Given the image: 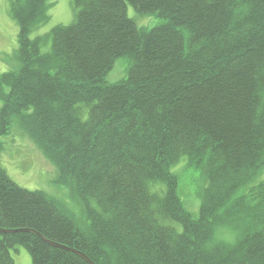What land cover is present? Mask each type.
<instances>
[{"label": "trees", "instance_id": "16d2710c", "mask_svg": "<svg viewBox=\"0 0 264 264\" xmlns=\"http://www.w3.org/2000/svg\"><path fill=\"white\" fill-rule=\"evenodd\" d=\"M45 1L9 10L18 67L0 73V138L17 120L86 227L0 167V229L94 264H264V0H72L70 25L30 39ZM127 5L160 22L138 27ZM118 59L126 76L108 84ZM182 158L205 174L196 217L170 171ZM15 246L31 264H88L31 232H0V264Z\"/></svg>", "mask_w": 264, "mask_h": 264}, {"label": "rangeland", "instance_id": "374dc122", "mask_svg": "<svg viewBox=\"0 0 264 264\" xmlns=\"http://www.w3.org/2000/svg\"><path fill=\"white\" fill-rule=\"evenodd\" d=\"M14 0H0V73L16 69V50L18 47V26L11 18L9 10ZM48 20L30 33V39L44 36L56 26L70 25L77 14L72 0H46ZM127 15L138 27L153 28L160 20L152 16H138L127 5ZM46 52L49 41L42 47ZM127 64L118 59L114 62L105 81L114 84L126 76ZM0 167L20 188L27 191H40L53 200L68 215H71L78 228L86 227L83 206L67 186L57 182V170L41 153L29 135L14 120L0 138ZM170 171L177 180V193L183 209L191 216H197L200 205V191L205 187V174L202 169L194 170L182 158ZM157 186V185H156ZM177 232L181 226L173 221H166ZM15 264H31V257L22 246L10 249Z\"/></svg>", "mask_w": 264, "mask_h": 264}, {"label": "water", "instance_id": "95a60500", "mask_svg": "<svg viewBox=\"0 0 264 264\" xmlns=\"http://www.w3.org/2000/svg\"><path fill=\"white\" fill-rule=\"evenodd\" d=\"M0 232H5V233H14V232H31L32 234L36 235L37 237H39L43 242H45L46 244L52 246V247H55V248H59V249H62V250H65V251H68L70 253H74L76 254L77 256H79L81 259H83L85 262H87L88 264H94L89 258H87L84 254L72 249V248H69V247H66V246H63V245H60V244H57L55 242H52L50 240H47L45 239L43 236H41L40 234H38L37 232H34L32 230H28V229H22V230H17V231H6V230H1L0 229Z\"/></svg>", "mask_w": 264, "mask_h": 264}]
</instances>
